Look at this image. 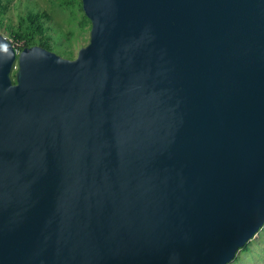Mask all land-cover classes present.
<instances>
[{"label":"water","instance_id":"95a60500","mask_svg":"<svg viewBox=\"0 0 264 264\" xmlns=\"http://www.w3.org/2000/svg\"><path fill=\"white\" fill-rule=\"evenodd\" d=\"M81 7L75 58L0 33V264H228L264 226V0Z\"/></svg>","mask_w":264,"mask_h":264},{"label":"rangeland","instance_id":"374dc122","mask_svg":"<svg viewBox=\"0 0 264 264\" xmlns=\"http://www.w3.org/2000/svg\"><path fill=\"white\" fill-rule=\"evenodd\" d=\"M32 2L36 7L46 10L50 15L48 34L52 38H60L57 42L60 46L54 48L52 51L65 57L58 50L65 48L63 43L66 41V38L69 37L72 43L69 50L73 56L72 58H75L79 48L88 43L90 31L88 27L80 30L78 26V10H76L74 14L67 9L66 11H60L57 7L55 8L53 6V1L50 0H9L4 20L15 22L18 14H22ZM70 31L72 35L68 36V32ZM0 33L3 34L14 46L23 45L22 41L15 40L13 37L7 35L4 28H0ZM14 65L15 67L11 71V77L13 79L17 66L16 63ZM251 240L250 248L247 250H239L235 258L228 264H264V232H257Z\"/></svg>","mask_w":264,"mask_h":264},{"label":"trees","instance_id":"16d2710c","mask_svg":"<svg viewBox=\"0 0 264 264\" xmlns=\"http://www.w3.org/2000/svg\"><path fill=\"white\" fill-rule=\"evenodd\" d=\"M50 1H53V6L55 8L57 7L60 11H66L67 9L74 14L75 11L78 10V26L80 30L85 29L86 27L90 29V21L83 13L81 0ZM8 2L9 0H0V28H4L7 35L13 37L15 40L23 42V45L18 46V48L21 49L31 45H40L41 47L52 51L54 48L60 46V44H57L60 38H52L48 34L50 15L46 10L36 7L32 2L22 14H18L15 22L5 21L4 18L7 12ZM69 35H72L71 31L68 32V36ZM63 44L65 48L58 51L65 57L71 59L73 56L69 50V47L72 45L70 38L67 37ZM261 231L264 232V226L258 230L259 233ZM250 241L252 240H249L244 244L241 249H249L251 245Z\"/></svg>","mask_w":264,"mask_h":264},{"label":"built area","instance_id":"2783aa9c","mask_svg":"<svg viewBox=\"0 0 264 264\" xmlns=\"http://www.w3.org/2000/svg\"><path fill=\"white\" fill-rule=\"evenodd\" d=\"M14 48L16 49L17 52L20 50V48H18V46H14Z\"/></svg>","mask_w":264,"mask_h":264},{"label":"flooded vegetation","instance_id":"af4514ba","mask_svg":"<svg viewBox=\"0 0 264 264\" xmlns=\"http://www.w3.org/2000/svg\"><path fill=\"white\" fill-rule=\"evenodd\" d=\"M32 46V45H31Z\"/></svg>","mask_w":264,"mask_h":264}]
</instances>
